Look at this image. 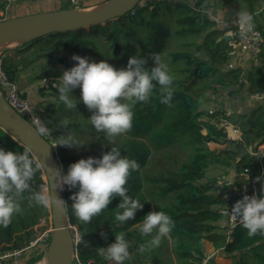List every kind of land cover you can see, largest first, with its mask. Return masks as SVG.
<instances>
[{
  "label": "trees",
  "instance_id": "trees-1",
  "mask_svg": "<svg viewBox=\"0 0 264 264\" xmlns=\"http://www.w3.org/2000/svg\"><path fill=\"white\" fill-rule=\"evenodd\" d=\"M141 1L133 7L134 14L129 12L88 28L42 35L0 54V68L25 97L29 95L30 82L54 83L63 70L75 66L73 55L95 62L106 60L117 69L126 67L131 56L139 55L147 59L145 67L151 69L155 66L151 54L159 53L174 77L172 106L162 104L159 92H153L148 103L135 105L132 130L116 138L115 146L121 155L140 165L126 184L128 194L144 205L135 218L123 224L115 221L121 202V198L116 197L91 223L82 224L71 210L70 197L79 189L70 190L67 186L64 191L70 222L78 227L80 237L87 242V246L78 243L79 256L82 259L99 257L97 248L108 247L115 242V235L124 233L132 254L126 264H204V240L231 259L230 264H264V235L250 238L247 230L238 224L229 240L224 224L228 203L217 185V175H208L215 169L228 173L235 165L238 174L248 169L253 176H264V154L252 153L264 144V109L255 107L247 113H232L228 119L242 135L241 140L228 141L224 129L213 123L225 110L207 106L216 98L213 94L220 90H228L229 95L240 101L264 90V47L256 63L245 72L240 67L230 68L231 39H226L225 30L191 4L146 0V4L141 5ZM60 9H69V6L62 5ZM61 58L63 62L59 61ZM40 61L45 63L42 69L23 78L22 71ZM0 90L6 96L1 81ZM36 90L44 100L39 101L35 109L51 130L53 142L71 130L84 144L79 148L57 146V157L65 174L72 163L89 157L102 158L104 152L111 150L104 133L97 132L87 120L91 115L85 117L88 109L82 101L77 109L67 110L53 85L40 84ZM72 95L79 99L80 89L73 90ZM30 96L32 100L34 95ZM63 119L69 121L68 128H57ZM87 127L90 128L86 132L89 138L83 140ZM229 131L234 134L232 128ZM211 142L227 143V146L212 149ZM0 148L22 153L24 146L0 127ZM41 185H47L43 171L32 181L35 190ZM257 187L259 192L261 184L257 183ZM28 195L24 193L22 213L14 215L7 228L0 227L1 249L24 246L34 227L49 217L51 209L29 206ZM151 211L168 214L175 228L170 237L162 239L159 247L140 253L139 246L151 237L139 234L138 239L132 241L129 237L133 231H138L135 225ZM165 249L168 262L162 258ZM46 251L32 252L26 264H36L45 257ZM106 262L103 259V264ZM205 264L217 263L210 257Z\"/></svg>",
  "mask_w": 264,
  "mask_h": 264
},
{
  "label": "clouds",
  "instance_id": "clouds-1",
  "mask_svg": "<svg viewBox=\"0 0 264 264\" xmlns=\"http://www.w3.org/2000/svg\"><path fill=\"white\" fill-rule=\"evenodd\" d=\"M235 23L242 35L254 29L253 15L243 9L236 12ZM150 58L155 65L151 69L145 67L147 59L139 55L131 56L126 67L117 69L106 60L95 62L87 57L72 56L77 63L63 70L53 87L58 90V99L67 110L77 109V104L83 102L92 113L87 120L97 132L104 133V138L112 146L111 150L104 152L102 158L89 157L72 163L66 174L63 169L56 170L55 187L52 182L35 190L32 181L38 172L47 167L33 153L31 146L25 145L22 153L0 148V227L7 228L14 215L22 213L21 203L25 199V192L29 193V206L34 204L44 209L66 211L69 207L67 202L55 193L56 189L62 191L65 185L70 190L79 189L70 197L73 201L71 210L82 224L91 223L94 217L108 209L116 197L121 198V202L115 213V221L121 224L134 219L137 211L143 209V203L132 198L126 187L129 177L139 170L140 165L136 160L122 156L115 143L117 137L132 130L135 105L148 103L153 92H159L162 104L172 106L174 77L159 53H152ZM77 88L80 89L79 99L72 95ZM68 125L69 121L63 119L57 128L67 129ZM33 128L40 137L49 135L51 131L39 121ZM83 145L70 130L58 136L52 147L79 148ZM256 182L261 184L259 192L244 195L228 210L229 217L238 221L250 238L264 235V176H257ZM135 227L142 237H151L139 246L138 251L143 253L159 247L162 239L170 237L175 222L163 211H151ZM78 241L87 246L83 236L78 237ZM129 248L125 234L120 233L115 235L114 243L106 248H97V252L111 264H124L132 256Z\"/></svg>",
  "mask_w": 264,
  "mask_h": 264
},
{
  "label": "built area",
  "instance_id": "built-area-1",
  "mask_svg": "<svg viewBox=\"0 0 264 264\" xmlns=\"http://www.w3.org/2000/svg\"><path fill=\"white\" fill-rule=\"evenodd\" d=\"M20 0H1V3H5L0 9V18L8 13L9 9L18 5ZM52 7L54 9H59L62 5H68L69 8H91L100 4L101 0H50ZM159 1V0H158ZM182 3L191 4L192 7L200 11L207 19L213 21L216 26L220 29L225 30V35L231 36L230 46H231V59L228 62L230 68L240 67L245 72L248 70L252 63L257 61L259 54L264 47V31L254 27L253 31L247 34H241L238 25L235 23L236 15L221 18L214 11L202 8L199 5L194 4L191 0H175ZM141 5L146 4V0L140 2ZM264 11V4L262 6ZM130 14H134V9L130 11ZM0 81L7 91L6 100L9 105L16 110L21 115L25 116L33 125L37 121L42 122L39 113L36 111L34 105L29 100L28 96H23L16 88L15 84L9 81L2 69H0ZM254 98L260 101L262 109H264V90L252 95ZM232 115L231 111H225L224 115H220L213 123L219 128L227 131V128L232 125L229 121V117ZM237 131L239 130L236 128ZM52 143L53 137L49 134L45 136ZM249 176V179H248ZM241 181V185L233 184L228 181L225 177L219 178L217 185L223 191L224 197L227 200V208L224 210L227 216V234L229 240H232V232L239 224L238 221L231 219L228 215V210L230 211L234 204L243 198L244 195H253L258 193V187L256 182V176L249 173L248 169H245L243 173L237 176ZM231 185V186H230ZM50 220L52 223V213L50 212ZM43 219L39 225L34 227L31 238L27 241L24 246L11 248V249H1L0 248V264H26L29 255L34 251L47 250L50 244L51 235L53 232V223L49 227L43 222ZM74 236V251H73V264H103V257L82 259L78 253V237L80 234L75 228L73 232ZM106 264H111V262H106Z\"/></svg>",
  "mask_w": 264,
  "mask_h": 264
},
{
  "label": "water",
  "instance_id": "water-1",
  "mask_svg": "<svg viewBox=\"0 0 264 264\" xmlns=\"http://www.w3.org/2000/svg\"><path fill=\"white\" fill-rule=\"evenodd\" d=\"M137 2L138 0H114L109 6L87 12H76L75 8H59L51 12L4 18L0 20V36L10 33H27L32 34L33 37L31 39H33L51 33L88 28L128 15ZM224 37L228 40L231 39L230 35H225ZM17 114L25 127L20 125L0 107V127L19 144L31 146L33 153L47 167V169L43 170L47 185H51L53 182V186L55 187L56 170L62 169L63 166L57 157V147H52L55 143H52L46 137H40L33 128L34 125L20 113L17 112ZM66 189L67 185L64 186L62 191L60 189L55 190L56 195L65 201L64 191ZM50 209L52 213L53 232L47 251L51 250L54 264H73V232L75 228L78 230V227L71 224L68 208L66 211H62L59 208Z\"/></svg>",
  "mask_w": 264,
  "mask_h": 264
},
{
  "label": "crops",
  "instance_id": "crops-1",
  "mask_svg": "<svg viewBox=\"0 0 264 264\" xmlns=\"http://www.w3.org/2000/svg\"><path fill=\"white\" fill-rule=\"evenodd\" d=\"M27 3H29L31 0H26ZM194 4L197 2H200L202 8L209 9L211 11H214L219 17L221 18H227L231 16H235L236 12L243 9L253 15L254 18V27L257 29H261L264 31V11L262 9V6L264 4V0H191ZM207 2V3H206ZM197 5V4H196ZM4 56V55H2ZM256 63V62H254ZM252 63V64H254ZM34 90V89H33ZM32 90V91H33ZM30 89L28 88V92ZM37 93V92H36ZM30 95V94H29ZM34 95V94H33ZM253 94H249V97L244 101H240L239 98H234L232 100L233 106L232 107H224L223 110L225 111H231L232 113L234 112H239V113H247L249 112L252 108L255 107H261L260 101L257 100L252 96ZM35 97V95H34ZM35 103L39 102V99L35 98ZM217 109V108H213ZM262 109V107H261ZM232 127L234 130V134L231 135L229 128ZM227 139L228 141H236V140H241V135L242 132L240 130L237 131L236 127L232 124L227 128ZM233 145V144H232ZM210 148H225L227 146V143H216V142H211L209 143ZM249 151H251V148H249ZM252 152V151H251ZM253 154H256L258 156L264 154V144L259 145L258 150L252 152ZM228 173H224L223 170H211V176L217 175V179L225 177L228 181L232 182L233 184H238L241 180L237 177L238 176V171L236 169V166H232ZM222 196L223 191L221 190ZM226 198V197H225ZM226 216V220H227ZM224 221V224L227 223V221ZM227 225V224H226ZM204 245V251L206 258L204 259V264L206 263L207 259L210 257H214L215 261L217 264H230L231 259L226 258L220 250H217L214 248L213 244L208 241L204 240L203 241Z\"/></svg>",
  "mask_w": 264,
  "mask_h": 264
},
{
  "label": "rangeland",
  "instance_id": "rangeland-1",
  "mask_svg": "<svg viewBox=\"0 0 264 264\" xmlns=\"http://www.w3.org/2000/svg\"><path fill=\"white\" fill-rule=\"evenodd\" d=\"M106 2L107 3L109 2V3L106 5ZM0 3H1V0H0ZM111 3H113V0H101L100 4L97 6H94L91 8H86L83 10H82V8H75V11L76 12L93 11V10H97V9L105 7V6H109V5H111ZM17 4L18 5L12 6L9 9L8 13H6L5 16L0 18V20L4 19V18H12V17H16V16H22V15L40 13V12H51V11L56 10V9H54V7H52L50 0H31L29 3H27L26 0H20V1H18ZM103 4H105V5H103ZM2 6H5V3L0 4V9H2ZM89 9H91V10H89ZM1 53H2V51L0 52V54ZM63 61H64V58H61L60 62H63ZM44 65H45V63L42 61L31 64L28 68H26L22 71L23 78H29L30 76L34 75L36 72L40 71ZM40 84H43L46 86L53 85L52 82L47 81V80L30 82V85H29L30 91L28 92V94H32V95L34 94L35 95V97L32 100L30 99L31 96L28 95V98L31 102L35 103V101H34L35 98L39 99V101L44 100V97L42 95H40V93L36 90L37 85H40ZM213 97H216V98H214L212 103L207 105L211 109L217 108V109L223 111V108L225 106L226 107H232L233 106L232 100L234 99V97L229 95L228 90H220V92L213 94ZM248 97H249V95H248ZM0 98H1L2 103L6 109H8L11 112L16 113V115H18L17 112L14 111V109L9 105V103L6 100V96H4L2 94L1 90H0ZM34 107H36V104H34ZM89 114L92 115V113L89 110H87L85 117H88ZM88 131H90V128L87 127L86 129H84L85 134L82 136L83 140H86L87 138H89V135H86V132H88ZM233 133H234V131H233ZM258 147L259 146L256 147V151L258 150ZM208 175L211 176V171H209ZM43 223L50 227L52 224L50 217H48V219H46V222L44 221ZM138 232L139 231H136V230L132 232L131 236L129 237L130 241H132L133 239H138V237H139ZM166 254H168V252H166V249H165L164 254L162 253V258L164 261L168 262V260L166 258ZM124 264H126V261L124 262Z\"/></svg>",
  "mask_w": 264,
  "mask_h": 264
},
{
  "label": "bare ground",
  "instance_id": "bare-ground-1",
  "mask_svg": "<svg viewBox=\"0 0 264 264\" xmlns=\"http://www.w3.org/2000/svg\"><path fill=\"white\" fill-rule=\"evenodd\" d=\"M113 2H114V0H113ZM108 3L106 2V5ZM103 5H105V4H103ZM89 10H91V9H89ZM60 15H64V14H60ZM32 37H33L32 34H27V33H10V34L0 36V52L1 51L3 52L6 49H14V48L22 45L25 41L31 39ZM0 107L3 110H5L20 125L25 127L24 123L18 118L16 113L11 112L10 110H8L4 107L1 98H0ZM230 128H232V127H230ZM232 130H233V128H232ZM36 264H54L53 254H52L51 250H49L46 253L45 257L42 260H40L39 262H37Z\"/></svg>",
  "mask_w": 264,
  "mask_h": 264
}]
</instances>
